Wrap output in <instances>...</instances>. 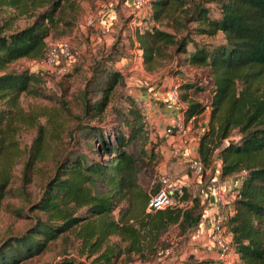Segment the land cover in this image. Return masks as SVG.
Here are the masks:
<instances>
[{"label":"trees","instance_id":"16d2710c","mask_svg":"<svg viewBox=\"0 0 264 264\" xmlns=\"http://www.w3.org/2000/svg\"><path fill=\"white\" fill-rule=\"evenodd\" d=\"M79 1L0 0V5L19 7L21 11L28 3L43 7L31 23L9 33L0 32V205L9 190L11 168L22 155L17 141L19 128L22 123H38L30 121V115L19 105L20 93H42L28 88L31 81L40 79L37 71L8 65L24 56L42 57L51 29L58 23L66 27L74 23ZM217 2L219 15L211 16L202 2L183 6L184 0H152L153 17H168L176 29H189L188 23L193 22L190 28L197 34L221 31L223 41L198 42L189 35L177 36L176 32L150 25L135 29V47L146 70L153 69L151 63L171 59L173 53H184L177 58L178 65L199 66L204 72L178 84L179 97L186 102L179 109L189 119L210 107L206 128L199 136L197 161L208 167L217 152L222 176L245 172L224 223L230 234V250L238 256L236 264H264V0ZM67 7L73 12L65 17ZM190 43L192 49L188 48ZM171 46L173 50H169ZM103 71L101 95L84 103L89 120L82 126V135L91 152L103 151L108 157L88 156L76 148L65 151L42 195L30 205L44 217H35L23 233L1 241L0 264H21L70 229L80 240V257L64 256L58 264L151 261L158 248L167 245L165 235L172 227L182 237L198 227L203 202L189 185H183L182 205L147 210L150 195L159 187L148 189L142 175L145 159H151L154 150L141 148L135 152L130 148L140 127H131L125 133L116 123L104 120L102 114L122 72L107 67ZM205 89L209 91L205 98H191ZM234 129L240 133L239 140L224 144ZM46 133L45 125L38 124L24 161L23 188L31 181L35 161L42 156ZM116 209L118 217L112 215Z\"/></svg>","mask_w":264,"mask_h":264},{"label":"rangeland","instance_id":"374dc122","mask_svg":"<svg viewBox=\"0 0 264 264\" xmlns=\"http://www.w3.org/2000/svg\"><path fill=\"white\" fill-rule=\"evenodd\" d=\"M127 1L80 0V10L71 27L58 23L46 37V45L49 42L55 44L65 42L69 47L70 55L68 57L59 55L54 66L47 68L39 62V58L28 56L9 63L8 67L15 69L29 68L31 71H37L40 79L31 81L28 88L36 89L42 93L23 91L19 96V105L24 113L30 115V121L34 120L38 123L27 125L22 123L19 128L17 141L22 150V155L11 168L12 175L9 190L0 205V243L10 235L23 233L33 223L35 217L39 215L44 217L40 210H31L30 205L42 195L46 181L53 175L57 161L65 151L76 148L80 152L88 154V156L108 157V154L103 151L91 152L82 135V126L89 120V117L84 114V103L86 100L92 102L101 95V86L105 81L104 67L109 69L118 68L122 72V77L112 90L108 106L102 114L104 120L116 123L125 133L131 127H140L141 130L130 143V148L135 152H138L141 148L146 149L147 152L151 148L154 150V156L151 159H145L147 165L145 172L142 174L144 180L148 181V189H152L159 184L160 176L163 173L161 166L179 162L177 160L181 156L179 151H169L173 159L166 161L170 157L167 155L166 148L160 145L164 141V133L160 134L156 131L154 123L148 119L146 114L142 113L137 105L140 96L135 94L143 90H149L153 85L164 80H171V85L174 83L179 84L186 79H196L204 72L199 66L191 64L178 65L177 58L184 56V53H173L172 58L169 60L151 63L153 69L146 72V67L138 62V52L140 50L135 47L137 41L134 31L136 28L143 30L150 25H155L176 32L177 36L189 35L190 38L198 42L213 44L223 41V33L221 31L214 35L194 33L190 28L194 26L195 23L193 22L188 23L189 29H176L168 17H153L152 0H147V3L139 8H135V5H124ZM197 1L202 2L210 9L211 16L219 15L217 0H184L183 6L192 5ZM122 5H124V9H121ZM111 7L117 8L118 19L109 24L106 29L100 23L103 14ZM42 9V6L34 7L29 3L23 11L19 7L0 5V32L9 33L24 27L31 23L35 14ZM72 12L73 10L67 7L65 17H68ZM88 18H93V23L87 24ZM104 34H110L111 38H104ZM188 48L192 49L191 43ZM173 49L174 46L169 47V50ZM127 58L133 61V65H138L132 70L133 72L128 70ZM208 94V89H205L192 94L191 98L202 99ZM206 113H210V107L206 108ZM220 114L214 118V124L219 121ZM204 117L203 114L196 120L192 119L191 123L196 125ZM40 123L45 125L48 139L45 142L42 156L33 165L31 181L23 188L24 161L28 156L32 141L37 134V126ZM229 137H236L238 141L240 133L237 129H234ZM224 144H226V140ZM215 154V160L221 164L217 152ZM184 158L185 163H188L191 157ZM180 162L179 164H181ZM214 168L215 163L208 172L202 171L199 173L201 175L199 182L194 181L190 184L189 188L193 194H197L202 187L209 191L207 184L214 178ZM244 173L243 170L232 173L234 179L233 182H230V188L236 186V181ZM112 215L118 217V210H114ZM175 232H177V229L172 227L166 233L165 238H175ZM176 240L179 253L184 248L186 240L181 238ZM79 250L80 240L76 238L74 232L70 229L51 240L48 247L41 253L21 264H58L64 256L74 255L80 257ZM82 258L85 257L82 256ZM121 263L123 261L119 262V264Z\"/></svg>","mask_w":264,"mask_h":264},{"label":"crops","instance_id":"0c3cea01","mask_svg":"<svg viewBox=\"0 0 264 264\" xmlns=\"http://www.w3.org/2000/svg\"><path fill=\"white\" fill-rule=\"evenodd\" d=\"M126 4L134 5L132 0H128L124 5ZM124 5H122L121 9H124ZM135 8H137V6H135ZM117 14V8H108L103 14L100 25H104V27L107 29L109 27V24L118 19ZM107 37H110V34H104V38ZM139 56L140 55L138 54V62L139 64H141ZM128 59L129 58H127V66H129L128 70L132 71L138 65H133V61ZM146 72L148 71L146 70ZM171 83V80H164L156 83L149 90H143L138 94H135L140 96L139 98H144L149 101L150 106L147 109V117L151 122L154 123L156 131H158L160 134H163V127L169 121H171L174 117L182 115L179 107L186 104V102L182 100L179 103L173 100V97L170 93ZM203 114L205 116L203 120H199L196 125L194 123H191L192 119L196 120ZM208 119L209 114L206 113V109L202 113L187 119L188 130L184 139H182L179 135L163 134L164 141L162 140L163 142L160 145L166 148L165 150L167 152V155L170 157L169 159H166V161L173 159L172 155L169 154V151H179V154L181 156L177 160L179 162L181 161L180 163L182 165L179 164V162H174L172 165L165 164L161 166V171L163 173H168L170 177L183 185L190 186V184L194 181L199 182L200 180L201 175L196 174V172L188 168V163H185L184 157H191V160L197 161L199 156L197 150L199 136L206 128ZM213 163H215L213 177L219 179L223 183L224 190L229 192L230 182H233L234 175H225L222 178L219 169L220 162L215 160V157L213 158L212 164L205 168L206 172L211 169ZM240 180L241 179L239 178L236 181V186L240 183ZM198 193L200 194L203 202L202 217L200 219L198 227L194 231L188 233L186 237L177 235V233L175 232L176 239L181 238L183 240H186L184 248L179 253L177 250V254L168 256L160 261H156L154 259L151 261H141L138 259L123 262L121 264H219L217 249L209 239L214 214L217 208L214 196L210 192V190L206 191L203 187L199 189ZM230 256L232 260L230 264H236L238 256L235 253H232Z\"/></svg>","mask_w":264,"mask_h":264},{"label":"built area","instance_id":"2783aa9c","mask_svg":"<svg viewBox=\"0 0 264 264\" xmlns=\"http://www.w3.org/2000/svg\"><path fill=\"white\" fill-rule=\"evenodd\" d=\"M132 2L137 8H139L146 4L147 0H132ZM93 21V18H88L87 24H91ZM59 55H63L64 57L70 55L67 43L63 42L55 44L49 42L44 55L39 58V62L43 66L50 68V66L52 67L57 63ZM170 93L175 102L179 103L181 101L177 83L171 85ZM137 105L142 113L147 115V109L150 106L149 101L144 98H138ZM187 130V119L182 112V115L174 117L164 126L163 133L166 135H179L184 139ZM188 168L196 172V174H199L202 171H205L206 167H204L201 162L189 159ZM207 186L214 196L217 207L209 239L217 249L219 264H230L232 262L230 255L234 252H232L229 247L230 234L227 231L224 221L226 216L231 212L230 202L237 194V187L233 186L229 189V192H227L224 190L223 184L219 179L210 180ZM182 194L183 184L174 180L167 173H162L159 179L158 189L152 193L148 199L146 206L147 210H158L167 206L182 205L180 200ZM166 240L168 241L167 245L158 248L154 260L160 261L168 256L177 254L178 249L176 238H169Z\"/></svg>","mask_w":264,"mask_h":264},{"label":"water","instance_id":"95a60500","mask_svg":"<svg viewBox=\"0 0 264 264\" xmlns=\"http://www.w3.org/2000/svg\"><path fill=\"white\" fill-rule=\"evenodd\" d=\"M237 142V138L236 137H228L226 138V143L229 144V143H235Z\"/></svg>","mask_w":264,"mask_h":264}]
</instances>
